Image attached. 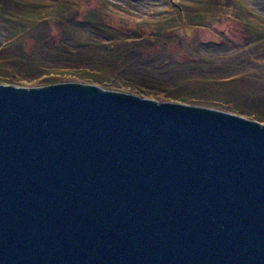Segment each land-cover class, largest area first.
I'll return each instance as SVG.
<instances>
[{
  "label": "water",
  "instance_id": "95a60500",
  "mask_svg": "<svg viewBox=\"0 0 264 264\" xmlns=\"http://www.w3.org/2000/svg\"><path fill=\"white\" fill-rule=\"evenodd\" d=\"M0 264H264V126L0 86Z\"/></svg>",
  "mask_w": 264,
  "mask_h": 264
},
{
  "label": "trees",
  "instance_id": "16d2710c",
  "mask_svg": "<svg viewBox=\"0 0 264 264\" xmlns=\"http://www.w3.org/2000/svg\"><path fill=\"white\" fill-rule=\"evenodd\" d=\"M97 2L99 6L94 11L82 14L81 0H0V23L7 30L8 38L6 43L1 41L0 51L6 49L18 55L0 57V82L20 85L15 78L16 72L8 69L9 66L5 67L10 60L19 59L21 62L36 63V70L43 73L39 76L41 80L36 83L40 87L72 81L81 86L95 84L93 86L101 89L114 86L119 90H130L137 94L132 96L140 98L155 97L160 101L173 99L206 106L194 101L198 91L187 90L183 84L194 77L186 72L185 67L195 62L185 53L193 54L199 50L198 40L190 37L198 28L213 29L216 23L228 20H235L243 27L246 34L243 42L246 60L264 61V15L256 12L249 0H165L161 6H148L138 12L115 0ZM114 16L119 18L118 27L110 24L115 22ZM40 25L48 27V35L57 30V34L63 38L75 33L74 29L84 32V37L76 38L77 51L95 57L102 55L110 64H96L94 68L99 69L96 73H90L89 69L77 72L64 69L54 72L48 69L43 72L47 65L39 61L47 58L57 61L71 59L74 52L64 41L61 45L52 44L51 36L39 39L35 29ZM29 41H32L31 47L27 48ZM93 55L87 57L83 54L80 57L92 62L97 60ZM157 59L162 61L160 68L166 71L173 82L166 88L170 89V93L164 90L149 91L140 88L137 83H126L119 74L123 68L150 65ZM225 112L240 117L248 116L243 110ZM249 117L259 119L258 116Z\"/></svg>",
  "mask_w": 264,
  "mask_h": 264
},
{
  "label": "rangeland",
  "instance_id": "374dc122",
  "mask_svg": "<svg viewBox=\"0 0 264 264\" xmlns=\"http://www.w3.org/2000/svg\"><path fill=\"white\" fill-rule=\"evenodd\" d=\"M115 1L124 7L129 6L133 12H138L139 9L144 10L148 6H161L165 2V0ZM249 4L256 10V12L264 15V0H249ZM98 6L97 0H81L82 14L90 10L94 11ZM114 21V23L110 24L118 27L119 18L117 16H114ZM47 28L46 25H40L35 29V35L39 39L51 36L52 38L50 40H52V44L56 46L61 45L64 41L74 53L71 54V59H63L59 61L41 58L43 61L39 62L43 65H47V68H45V71L43 72H47L48 69L49 71L54 72H60L59 70L62 69L67 70V72L83 71V69L87 71L89 69L90 73H96V71L99 70L94 68L96 64L101 66L110 64V62L102 57V55L101 57H95L93 54L85 52L79 53L77 51L78 49L75 48V45L78 44V40L76 38L84 37V32L74 29L76 31L75 33H70L63 38L61 35L57 34V30H54L48 35ZM6 36L7 30L0 23V43L1 41L3 43L8 41ZM245 36L246 34L243 31L242 25L235 20L216 23L213 29L198 28L193 34H191V39L194 38L198 40L197 44L199 50H196L193 54L185 53L186 57L195 60V62L190 63V65L185 67V70H187L186 72L193 74L194 77L187 79L183 84H185L184 86L187 90L198 91L194 97V101H198L206 106L173 99H166L165 101H160L155 97L147 99L200 108L211 107V109H217L223 112L243 110L248 116L242 115V117L264 126V61L251 62L246 60L243 47ZM31 42L32 41H29L27 48L31 47ZM17 50H19V48ZM42 50V52H44L43 48ZM12 54L17 55L14 52L12 53V51H6V49L5 51H0V57L6 55L11 56ZM83 54L84 56L87 55V57L88 55H90L89 57H92L93 55L98 61L95 60V62L93 60L91 62L88 58L82 59L80 56H83ZM161 62L162 61L157 59L150 65L126 67L119 71V74L126 83H137L140 88L149 91L164 90L170 93V89L168 88V90L166 88L171 86L173 82H171L172 80H170L166 71L160 68ZM35 64L36 63L33 62H21L19 59H13V61L10 60L5 67L9 66L8 69L11 68L16 72L17 75L15 78L20 82V85L13 86L10 83L1 81L0 86H13L20 89H37L40 85L36 83L41 80V77L39 76L43 73L40 72V74L36 70ZM207 75L212 76L209 78ZM203 76L205 77L203 78ZM4 77L5 76L1 78ZM107 81L109 82V80ZM66 83L74 82L61 81L58 84ZM206 87L208 89H205ZM103 90L116 94L137 95L133 94L130 90H119L114 86L109 87L108 89L104 88ZM249 116H258L259 119L250 118Z\"/></svg>",
  "mask_w": 264,
  "mask_h": 264
}]
</instances>
